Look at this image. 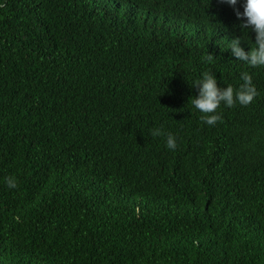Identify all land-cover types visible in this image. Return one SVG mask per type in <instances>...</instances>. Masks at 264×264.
Returning <instances> with one entry per match:
<instances>
[{
    "label": "trees",
    "instance_id": "trees-1",
    "mask_svg": "<svg viewBox=\"0 0 264 264\" xmlns=\"http://www.w3.org/2000/svg\"><path fill=\"white\" fill-rule=\"evenodd\" d=\"M240 23L220 0H0V264H264V68L225 49ZM205 71L258 96L209 126Z\"/></svg>",
    "mask_w": 264,
    "mask_h": 264
},
{
    "label": "clouds",
    "instance_id": "clouds-1",
    "mask_svg": "<svg viewBox=\"0 0 264 264\" xmlns=\"http://www.w3.org/2000/svg\"><path fill=\"white\" fill-rule=\"evenodd\" d=\"M220 2L233 8L237 19L241 21L240 29L247 30L248 36L246 39L242 34L228 39L225 49H230L232 56L249 68H264V0H242V11L237 7L241 0H220ZM249 32L255 33L254 41L249 37ZM242 39L247 40L250 45L247 51L241 46ZM239 80L237 87L232 84L220 86L214 73L205 71L192 83V86L198 89V94L193 96L191 104L202 114L200 119L203 123L215 126L218 121H221L222 116L217 111L221 105L231 108L237 104L247 106L254 101L258 91L253 82V74L249 71H241ZM149 131L154 137L162 134L160 128ZM166 147L173 151L177 147L176 137L171 133L167 134ZM5 183L9 189L17 187L14 176L6 177Z\"/></svg>",
    "mask_w": 264,
    "mask_h": 264
}]
</instances>
